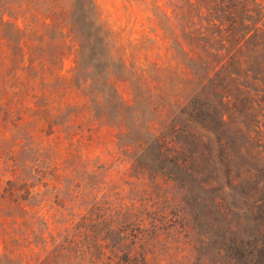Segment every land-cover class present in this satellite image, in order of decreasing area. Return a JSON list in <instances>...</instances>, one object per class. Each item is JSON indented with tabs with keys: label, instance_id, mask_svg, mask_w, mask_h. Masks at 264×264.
<instances>
[{
	"label": "trees",
	"instance_id": "trees-1",
	"mask_svg": "<svg viewBox=\"0 0 264 264\" xmlns=\"http://www.w3.org/2000/svg\"><path fill=\"white\" fill-rule=\"evenodd\" d=\"M38 3L0 0V264H31L30 256L119 255L118 247L126 244L110 246L108 233L122 235L129 222L138 224V201L105 205V194L99 196L105 181L79 155L90 145L109 143L110 132L120 149L138 144V125L154 135L140 143L189 148L205 140L204 131L217 130L220 122L231 126L236 116L256 159H264V0H169L170 12L157 6L169 56L160 62L157 52L153 60L138 61V69L134 62L128 65L124 47L110 45L96 6L76 0L73 24L86 44L68 82L60 73L65 52L46 48L52 35L36 12L34 20L27 15ZM148 40L138 41V58L142 51L154 54L155 41ZM132 76L138 82L128 102L117 83L131 82ZM68 87H76L84 103L66 101ZM165 103L171 120L162 123ZM86 117L88 132L80 128ZM27 141L36 144L29 154L34 163L15 149ZM66 170L90 180L85 188L94 197L72 228L56 233L55 215L51 220L44 208L51 197L59 204V193L40 190H56ZM76 185L81 187V180ZM137 247L128 244L123 254L135 256Z\"/></svg>",
	"mask_w": 264,
	"mask_h": 264
},
{
	"label": "rangeland",
	"instance_id": "rangeland-1",
	"mask_svg": "<svg viewBox=\"0 0 264 264\" xmlns=\"http://www.w3.org/2000/svg\"><path fill=\"white\" fill-rule=\"evenodd\" d=\"M36 1H39L37 8L27 15L34 20L36 12L43 22V30L52 35L46 48H61L65 52L60 73L68 82L78 63L79 51L86 44L73 24L76 0ZM82 1L96 6L98 20L103 23L110 45L124 47L128 65L134 62L138 69V61L144 63L146 57L153 60L157 52L162 56L160 62L167 60V43L156 20V7L162 6L170 12L169 0ZM19 23L23 25L22 19ZM58 34L62 36L58 38ZM145 39L155 41L154 54L142 51L138 58V41ZM133 78L131 82L117 83L128 102L138 82ZM64 98L70 103H84L76 87H68ZM141 114L139 106L138 124ZM152 116L147 115L148 119ZM159 119L162 123L171 120L167 103L161 108ZM238 121L236 116H231V126L218 123L217 130L204 131L205 140H197L189 148H169L163 141L140 143L141 137L154 135L142 132L139 125L138 144L132 143L129 149L126 145L118 148V138L111 132L106 145H85L89 149H81L79 155L105 181L99 191L100 197L105 194V205L137 200L138 224L129 222L122 235L109 231L110 246L126 244L118 247V256L109 253L108 256H30L31 264H264V159H256L255 146L247 132L237 129ZM88 122L86 117L80 126L86 132ZM164 132L169 136V131ZM203 133L197 138L201 139ZM22 143L16 144L15 149L21 159L28 160L36 144L28 142L22 146ZM186 152L189 156L193 153V158ZM79 160L73 158L74 163L81 164ZM29 162L34 163L32 159ZM100 164L104 166L98 167ZM63 174L56 190L43 187L40 190L47 195L59 193V204L51 197L44 208L51 220L55 215L56 233L66 226L72 228L94 197V192L85 188L90 180L77 177L71 170ZM79 180L83 188L76 185ZM109 211L113 212L112 207ZM118 218L116 215L115 219ZM134 243L138 245L135 256L123 254L127 245Z\"/></svg>",
	"mask_w": 264,
	"mask_h": 264
}]
</instances>
